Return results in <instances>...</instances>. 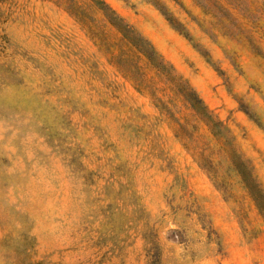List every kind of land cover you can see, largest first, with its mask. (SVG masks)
<instances>
[{
	"label": "rangeland",
	"instance_id": "obj_1",
	"mask_svg": "<svg viewBox=\"0 0 264 264\" xmlns=\"http://www.w3.org/2000/svg\"><path fill=\"white\" fill-rule=\"evenodd\" d=\"M102 1L175 81L91 0H0V264H264V0Z\"/></svg>",
	"mask_w": 264,
	"mask_h": 264
},
{
	"label": "trees",
	"instance_id": "obj_2",
	"mask_svg": "<svg viewBox=\"0 0 264 264\" xmlns=\"http://www.w3.org/2000/svg\"><path fill=\"white\" fill-rule=\"evenodd\" d=\"M95 7L102 11L105 21L113 28L120 33L121 39L127 42L132 48H134L137 53H140L144 56L148 64L155 68L160 73H164L168 76L170 82H174V76L170 75V69L168 68L161 57L155 51L153 45L142 35H140L131 25H129L120 15H118L115 10H113L109 5H107L102 0H91ZM68 9L72 12L79 13L82 8L76 5H69ZM177 90L182 93L184 101L189 105V107L194 111L195 115L204 121L211 130H217L220 126V123L212 116L206 105L198 97L193 89L188 85H177ZM220 132V131H219ZM235 162L239 163L240 166H244V163L240 161V157H235ZM205 161L201 159V165ZM240 176L243 178V181L246 182L249 192L254 196L258 197V191L253 186V181L251 180L248 173L243 170L239 172Z\"/></svg>",
	"mask_w": 264,
	"mask_h": 264
}]
</instances>
